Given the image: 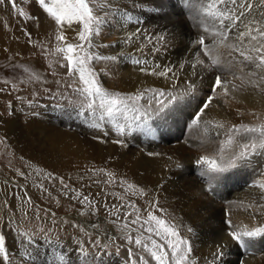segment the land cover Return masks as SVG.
<instances>
[{"label": "bare ground", "instance_id": "bare-ground-1", "mask_svg": "<svg viewBox=\"0 0 264 264\" xmlns=\"http://www.w3.org/2000/svg\"><path fill=\"white\" fill-rule=\"evenodd\" d=\"M18 1H22L24 6L28 5L32 20L17 16L16 7L14 8L8 0L0 4V68L3 73V77L0 78L3 81L0 84V118L2 116V121H5L7 142L16 152V156L11 157V160H15L18 167L16 170L11 168L12 171L10 170L9 174L13 176L15 182L28 187L30 199L34 201L35 206L38 204L39 210L37 212L30 207L21 190L11 188L8 183L2 184L1 199L4 201V207L10 209L11 214L5 217L4 221H6L3 223L4 227L0 229V234L6 237L9 248L20 252L24 258V255H28L27 259L37 264H76L82 259L80 250L91 247V244L78 236L76 231L79 230V226L75 224H71L69 228L57 225L56 231L51 232L55 224L54 219L49 220L45 217L48 212L47 207L57 205L62 209L95 206L100 210L109 211L111 215L130 213L129 225L133 231L129 236L133 239L149 235L143 231L141 225L147 218L148 212H152L153 215L174 224L182 237L192 240L190 264H212L213 255L197 254L194 244L213 238L218 233L219 227L211 226L210 223L196 227L189 218L190 224L187 223V225L194 229V233H189L188 230H182L180 218L178 220L180 210L178 181L196 165V159L191 161L182 159L183 162L179 163V158L177 160L162 155L158 151L157 142L166 141L165 135L160 133L147 135L142 131L133 130L131 135L121 136L117 135L113 126L106 121L101 123L100 128H92L90 124L98 121L89 115L87 109L80 114L81 107L65 104L55 106L51 104L53 102L50 101L51 97L34 94L66 93V90L71 89L70 93L79 100L78 104L84 103L80 101L83 97L74 91L80 86L78 76H70L67 68L61 67V64L66 65L67 61L63 59V54L55 51L61 44L64 46L67 43L66 40L63 42L56 40L59 28L54 27L30 0H15L17 7L20 5ZM110 3L113 11L105 10L107 15L102 12L101 16L108 17L112 13L114 25L111 26L106 22L102 31L104 40H107V36H112L111 41H105L106 43L103 44L104 41L98 40L96 36L95 47L92 49L93 52L102 56H117L114 61L95 62L96 73L102 86L113 93L116 91L115 85L117 89L119 88L118 90H127L129 94L137 93L142 86L181 93L187 90L190 84H194L192 94L185 99L187 102L185 104L189 106L187 109L186 105L184 106L188 117L194 116L201 102L208 97L207 87L210 88L216 78V75H209L207 70L200 68L194 62L193 52L198 47L194 42L199 37L190 34L182 27L178 20V11L173 8L170 0H110ZM134 3H140V7L134 8ZM201 3L202 0H198V13H200ZM151 4H163L161 14H155L149 6ZM123 13L131 15L128 22L123 17ZM201 18L204 24H210L206 18L202 16ZM69 28L77 29L74 34L79 44V26L74 24ZM137 29L141 31L137 33ZM243 30V25L240 24L229 33L230 36L228 35V39L234 38L231 43L234 46L233 52H237L240 58V52L235 48L245 50L246 54L258 55L259 53L251 52L255 42H250L248 38L243 41L236 39L238 32ZM34 32L37 35L40 33L43 37L42 42L39 40L40 53L36 52V45L34 46L33 37H31ZM162 32L166 37V44H156L160 50L154 52L153 44L156 41L150 44L145 37ZM129 36L133 38L129 40ZM203 36L205 43L214 38L209 33ZM183 49L187 52L185 58L180 51ZM133 58L147 59L149 63L136 65L132 63ZM156 64L161 65V68L172 67L178 74L175 81L140 71L142 66L151 70ZM181 64H184L183 69L180 68ZM193 64L196 65L195 68L192 67ZM255 72L257 76H260V70L255 69ZM34 76H39V79H34ZM181 76L184 77L180 78ZM186 79L188 83L183 82ZM222 80L226 81L223 78ZM233 86L227 83L229 89ZM218 90L223 94V89ZM223 96L232 104L238 107L246 106L258 112L260 118H264V91L253 87H238L235 92H229L227 96L224 94ZM42 101H45V104L41 103ZM141 101L146 108L155 107L154 103L149 104L147 99H141ZM206 114L208 116L204 115V117L213 121L226 122V125L242 124L241 119L233 118L225 110L220 99H213ZM18 122H23L25 127L22 128ZM83 124H86L85 128ZM259 124L263 123L257 122L252 125ZM205 127L201 122V128H198L205 130ZM208 127L209 131L206 132L208 135H217L216 129ZM133 128L135 129V124ZM217 136L224 138L223 135ZM117 140L122 143L113 142ZM225 153L228 154V151ZM253 159L255 162L250 167L258 174V177L261 176L259 179L261 183H264V175H261L264 173V157ZM130 184L134 187L129 188ZM241 188L242 186H237L234 190L239 191ZM223 190L229 194L233 192V190ZM223 190L215 189L213 193L221 197L224 194ZM262 195L264 193L258 187L252 186L238 198L247 202V205L255 203L261 205L264 204ZM85 196L88 200L82 204L80 201ZM132 205L135 207L133 208ZM248 210L246 208L237 210V220L230 218L232 223L237 222L233 225H247L249 228L260 226L262 224L260 218L257 215L248 214ZM50 212L54 211L50 210ZM137 215L141 217V220L132 224L131 221ZM79 222L82 225V221L79 220ZM87 226L90 225L87 224ZM152 239L164 244V241L154 233ZM228 240L229 247L224 250L226 254L223 257L225 264H264V254L257 259V252H262L264 245L257 249L246 250L240 249L231 237ZM124 242L127 247L121 253L126 258L125 262L120 261L119 258H110L107 264H130L129 249L134 253L132 259L136 264H139V254L145 255L150 264H155V261H151L146 253H140V249L133 242L127 239ZM145 242L150 243L147 240ZM60 256L64 257L63 261L59 260ZM259 259H261L260 262ZM0 264H4L2 258H0ZM9 264L21 263L9 256Z\"/></svg>", "mask_w": 264, "mask_h": 264}, {"label": "snow or ice", "instance_id": "snow-or-ice-1", "mask_svg": "<svg viewBox=\"0 0 264 264\" xmlns=\"http://www.w3.org/2000/svg\"><path fill=\"white\" fill-rule=\"evenodd\" d=\"M8 2L12 3L14 8L16 7L15 0H8ZM37 2L43 11L55 21L57 26L67 25L72 27L74 24L79 26L78 39L80 43H67L55 51L63 54V59L67 61L66 65L61 64V67H66L70 76H78L80 86L76 87L74 91L84 98V103L80 106V114H83V111L87 109L89 115L95 117V121H98L91 123L90 127L100 128L101 123L106 121L113 126L117 135H131L133 130L152 135L153 129L148 122L155 117L166 118L168 113L178 110V106L185 101L186 97L192 94L195 88L194 84H190L188 89L181 93L165 92L157 88H145L136 94L124 96L120 93L107 91L100 83L97 73L91 65L98 60L114 61L117 59V56L114 55L102 56L92 51L95 47L94 38L100 35L102 27L106 23L105 17L98 13L105 12V10L107 12L113 11L110 0H37ZM3 3H5V0H0V4ZM183 4L190 7V0H183ZM149 6L157 15L161 14L164 7L163 4H151ZM133 7L139 8L140 3H134ZM107 12H105V15H107ZM20 15L26 16L27 14L21 10ZM122 15L127 20L131 19V15L128 13ZM200 15L210 22L207 25L202 23L203 31L214 37H219V43L228 40V33L242 24L244 30L238 32L236 39L243 41L248 38L250 42H255L251 47V52L262 53L264 51V0H202ZM136 31L139 33L141 30L137 29ZM132 38V36L128 37L129 40ZM145 38L150 44H153L154 40L156 41L153 44L154 52L160 50L156 44H166V37L163 32ZM56 40L63 42L65 36L58 34ZM194 43L200 45L204 56L211 59L212 67L219 66L220 61L218 58L211 57L204 36H200ZM227 47L234 48L232 44H228ZM235 50L239 51L241 57H243L241 63L254 65L255 69L261 71L259 80L264 82V54L254 56L246 54L245 50L239 48H235ZM132 63L147 65L149 62L147 59L133 58ZM197 63L203 64V61L198 60ZM192 67L195 68L196 65L193 64ZM180 68L183 69L184 64H181ZM140 71L157 77L172 79L173 81L178 75L172 67L163 66L161 68L159 64H156L151 70L142 66ZM256 74V72H250V75ZM33 78L39 79V76ZM227 83V81L222 80L221 76L217 75L211 85L212 92L223 89V94L227 96L229 92H235L238 89V86L229 89ZM252 86L257 87L258 85L256 82H252ZM141 99H147L149 104L154 102L156 108L142 110L138 106ZM213 99L212 95H208L207 99L201 102L194 116L190 118L188 125L192 128L203 122L206 126L205 132H208V126H211L217 130V135L225 137L220 142L218 159L201 156L195 161L196 165L202 166L204 169L200 172L202 177L208 174L223 175L233 169L252 165L255 162L254 157H264V124L226 125V122L223 121L203 120V116L211 106ZM129 101H132L131 105ZM133 124H135V129ZM113 142L122 143L119 140ZM226 151H228L227 159L223 155ZM177 167H180V165H177ZM261 175H264V173H261ZM255 186L264 193V183H257ZM128 187L132 188L134 186L130 184ZM141 194L143 193L141 192ZM77 196H79V193H77ZM261 199L264 200V195L261 196ZM87 200L88 197L85 196L80 202L83 204ZM153 206L155 207V205ZM132 207L134 208L135 205H132ZM258 207L264 208V204L258 205ZM158 211L162 210L158 209ZM125 215L129 216L131 214L126 213ZM119 218L117 216V219ZM140 220L141 217L137 215L131 223L136 224ZM226 223L230 229H233L228 232V236L240 249H250L258 241L264 239V224L249 228L247 225H233L231 220L226 221ZM123 227L127 228L128 225L124 224ZM141 227L144 232L149 234L147 237L141 236L133 239L131 236H126L128 241L133 242L140 249V253H146L151 261H155V264H190L192 240L182 237L174 224L153 215L152 212H148L147 218L143 220ZM187 230L189 233H194V229L191 227ZM153 233L164 241L163 245L152 239ZM145 240L150 241V243L145 242ZM95 243L97 246L100 245L99 240ZM103 248H107V245H103ZM8 251L6 237L0 234V258H2L4 264H9ZM225 254L223 247L217 246V250L213 254L212 264L222 262ZM80 255L86 257L87 253L81 249ZM133 255V251L129 249L130 264H136L132 259ZM59 260L63 261L64 257L60 256ZM139 264H150V262L145 255L139 254Z\"/></svg>", "mask_w": 264, "mask_h": 264}, {"label": "rangeland", "instance_id": "rangeland-1", "mask_svg": "<svg viewBox=\"0 0 264 264\" xmlns=\"http://www.w3.org/2000/svg\"><path fill=\"white\" fill-rule=\"evenodd\" d=\"M30 1L33 3L32 5H34V7L38 8V10L43 12L45 18L47 17L46 19L50 20L54 27L59 28L58 29L59 32L57 33L63 34L65 36V40L67 43L77 44V39L74 34L77 31V29L69 28L67 25H64L63 27L57 26L55 21L51 17H49L47 13L43 11L42 7L38 4L37 0H30ZM170 1L173 5V8L178 11V20L183 28H185L190 34L196 37L203 36L206 33L203 31V28L201 26L202 23L204 24V21L202 20L200 13H198L199 11L198 8L199 4H197L198 0H190V7H186L183 4V0H170ZM18 2H20V5L18 7L16 6V10H17L16 13H18L17 16L21 18L31 19L28 5L24 6V3L22 1H18ZM21 10L24 11L27 15L21 16L20 15ZM101 13L102 12H99L98 14L101 15ZM110 14L111 15L105 17V19L106 22L108 24H111L112 26L114 25L112 24L113 23L112 20L114 18L112 16V13ZM238 27L239 25L236 28ZM103 28L104 26L102 27V31ZM236 28H234L232 31H234ZM102 31L100 35L97 36L98 37L97 39L104 41L103 44L111 41L110 37L112 36H107L106 38L107 40H104ZM229 33H231V31ZM229 33L228 35L230 36L231 34ZM35 34L36 33L34 32V35L33 36L31 35V37H33L32 40L34 41V46L36 45L35 46L36 52L40 53L38 51L39 50L38 47H39V43L42 42L43 37L42 35H40V33H38L39 35L36 34V36ZM219 39H220L219 37L218 38L214 37L210 42L205 43L208 46V49H210V55L212 54L211 57L219 59L220 61L219 66L216 67L211 66V59L207 56H204L200 45H198V47L196 48L197 50L193 52L195 64L200 68L207 70L209 75L211 74L216 76L219 75L221 76V78H223L228 83L234 86L253 87L252 82H256L258 86L253 88H257L264 91V82H261L259 80V76H257V74L250 75V72H255L254 65H247L245 63H241L243 57L240 58L237 52H233L232 48L227 47L228 44L233 43L234 38L233 37L229 38L223 43H219ZM35 40L37 43L35 42ZM60 47H63V44H61ZM180 51L182 52L181 55L183 58L187 57L186 56L187 52H184L186 51V49ZM260 54H264V53H259L258 55ZM198 60L203 61V64L197 63ZM95 62L96 61L92 63L91 67L96 72L97 68L95 67ZM1 71L2 70L0 68V78L3 77L2 76L3 73ZM183 77L184 76H181L180 78ZM183 82L188 83V79L183 80ZM1 83H3V81H1L0 84ZM115 86H116L115 87L116 91L114 93H120L124 96L136 94V93L129 94L128 91L127 90L125 91L124 89L118 90L119 88L117 89V85ZM145 88H149V87L142 86L141 90L139 91H142ZM70 92L71 89L66 90V93L53 92V94L52 93L46 94V92H44L43 94L41 93H34V94H40L42 95V97H46V96H48V98L51 97L50 101L54 102V103L51 102V104L52 105L55 104V106H62L63 104H65L67 106L73 105L80 107L83 102H80L78 104L79 100L74 98ZM206 92L208 93V95H212L215 99H220L224 105L225 110L228 113H230L233 118L241 119L242 124L252 125V124H257V122L264 124V118H260L258 112H254L253 110L248 109L246 106L238 107L236 106V104L234 103L232 104V102L224 98L222 92L220 93V90H217L216 92H212V88L207 87ZM80 101H84V98H82V100ZM185 102L186 101H184L178 106V110L168 113L166 118L155 117L154 119L148 122L149 126L153 129L152 135H156L160 133L167 137L166 141L163 140L162 142L161 141L157 142L158 151H160L162 155L168 158H174L177 160L179 158L178 160L179 163L183 162V160L184 161H191V159L197 160L201 156H208L210 158L218 159L220 142L223 139H225V137L221 139L220 137L214 134H209L210 135L209 136L204 129L203 130L199 129L201 128V124L197 127H192V128L188 127L190 123V117H188V115L185 113V108H184V106L186 105ZM41 103L45 104V101L44 102L42 101ZM141 103L143 102L140 100L138 102V106H140L142 110L149 109L144 107ZM129 104L131 105L132 101H129ZM154 106L155 107L153 109L156 108L155 103ZM188 106H189L188 104L185 106L186 109ZM205 115L208 116V114L206 113ZM206 116L205 117L203 116V120L206 119L209 120V118ZM2 119L3 117L1 116L0 118V190L2 184L5 183L11 185V188L17 189L19 191L21 190L23 197L24 198L26 197L30 207L33 210L37 211L39 210L37 206L38 204L35 206V204H33L34 201L30 199L29 191L27 189L28 187L23 186V184L19 182H15L13 176L9 174V171L10 170L12 171L11 168L16 170L18 166L15 164L16 163L15 160L14 161L11 160V157L16 156V152L7 142L6 134L4 130L5 121L3 122ZM18 123L22 128L25 127V124L23 122H18ZM83 126L85 128L86 124H83ZM223 155L227 159L228 154L224 153ZM203 170L204 169L202 166L194 165L189 171H187L185 176L183 175L182 177L179 178L178 186H177V190L179 191V204H180L178 220L180 218L179 223H181L180 227L182 228V230H187L189 228V225H187V223L190 224V222H188L189 218L192 219V224L196 227L201 226L204 223H210L211 226L219 227L218 233H216V235H214L213 238L210 237L204 241H201L202 243L196 242L194 244L195 245L194 250L197 254H201V255L207 254L208 256H211L216 252L217 246H222L224 250H226V248L229 247L228 232L233 229L228 228L229 226L226 223V221L231 220L230 218L237 220L236 219V217L238 216L237 210H241L244 208L249 209L248 214L257 215L260 218L262 224H264V208L258 207L259 204L256 203L253 205H247V202L238 198L240 194L246 192L248 187H252V186L256 187L255 185L257 183H261V180L259 179L261 176L258 177V174L255 173L252 167L245 166V167L233 169L230 172L225 173L223 175L208 174L207 176L202 177L200 175V172ZM237 186H242V188L239 191H235L234 188H236ZM215 189H220V190L227 189V190H233V192L229 194V192L225 193V191L223 190L224 194L220 197L213 193ZM55 206L53 207L46 206L48 212H46L45 217L49 220L54 219L53 221L55 224V226L50 231L55 232L56 231L55 229L58 228L57 225H62L65 226V228L66 227L69 228L68 226H70L71 224H75L79 226V230L76 231L78 236H81V238L85 239L87 242H89V244H91V247L85 248L84 250L87 253V256L85 257L82 255V259H80V261H78L76 264H85V262H87V264H107L108 259L110 258L111 259L119 258L120 261L122 260V262H125L126 258L123 257L121 251L125 250L127 247L124 242L126 236H129V234L133 231V229H131L129 225L130 224L129 216H126L125 214H121L119 215L120 218L117 219L116 214L111 215L109 211L102 209L100 210L95 206L94 207L86 206V207H78V208L67 207L62 209H60L59 206L57 205ZM50 210L54 211L55 213L54 212L51 213ZM10 214H11L10 209L4 207V201L1 199V195H0V229L4 227L3 223L6 221V220L4 221L5 217ZM78 219L82 221V225L80 224L81 222H79ZM56 220L58 221L56 222ZM233 223H237V222H233ZM87 224L90 226H87ZM124 224H127L128 227L124 228L123 227ZM10 227H14V226H10ZM97 240L100 241L99 246H97L95 243ZM262 240L258 241L256 245L252 247V249H257L259 247H262L264 245V239ZM103 245H107V248H103ZM9 247L10 246L7 245V248L9 250L8 256L17 259L21 264H37L31 262L30 261L31 259L30 260L27 259L28 255L27 256L24 255L25 256L24 258L22 257L20 252L18 253ZM263 254H264V250L262 252H257V259L262 257ZM261 259H259V262ZM218 264H225V261L222 260V262H218Z\"/></svg>", "mask_w": 264, "mask_h": 264}]
</instances>
